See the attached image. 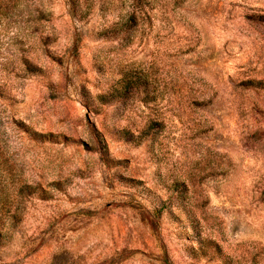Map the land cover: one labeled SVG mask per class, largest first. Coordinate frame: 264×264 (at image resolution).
<instances>
[{
  "label": "rangeland",
  "instance_id": "374dc122",
  "mask_svg": "<svg viewBox=\"0 0 264 264\" xmlns=\"http://www.w3.org/2000/svg\"><path fill=\"white\" fill-rule=\"evenodd\" d=\"M0 264H264V0H0Z\"/></svg>",
  "mask_w": 264,
  "mask_h": 264
}]
</instances>
